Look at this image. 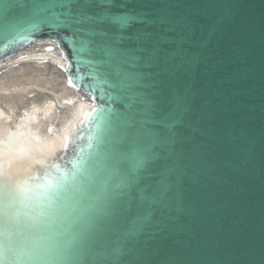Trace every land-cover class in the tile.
<instances>
[{"label":"water","instance_id":"1","mask_svg":"<svg viewBox=\"0 0 264 264\" xmlns=\"http://www.w3.org/2000/svg\"><path fill=\"white\" fill-rule=\"evenodd\" d=\"M68 2L0 0V75L67 91L0 99V264H264V0H117L159 40L134 66ZM13 137L45 153L9 168Z\"/></svg>","mask_w":264,"mask_h":264},{"label":"snow or ice","instance_id":"2","mask_svg":"<svg viewBox=\"0 0 264 264\" xmlns=\"http://www.w3.org/2000/svg\"><path fill=\"white\" fill-rule=\"evenodd\" d=\"M64 6L69 12L62 23L67 27L75 26L76 34L84 33L87 43L93 45L94 50L108 56H123L125 62L133 66L141 60L147 63L146 57H154L159 52V40L153 30L154 21L147 15L127 10L114 11L119 7L117 0H69ZM7 144L9 168L18 159H30L34 154L43 155L46 150V145L31 140L17 148L15 137Z\"/></svg>","mask_w":264,"mask_h":264},{"label":"bare ground","instance_id":"3","mask_svg":"<svg viewBox=\"0 0 264 264\" xmlns=\"http://www.w3.org/2000/svg\"><path fill=\"white\" fill-rule=\"evenodd\" d=\"M35 91L41 97L51 94L59 101L67 97L59 71L47 63H21L0 75V99L12 112L24 103L26 93Z\"/></svg>","mask_w":264,"mask_h":264}]
</instances>
